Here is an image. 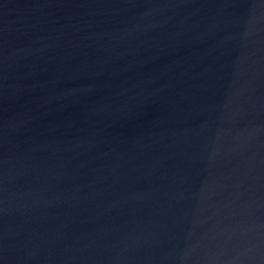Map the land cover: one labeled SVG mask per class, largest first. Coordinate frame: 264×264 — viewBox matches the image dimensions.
Instances as JSON below:
<instances>
[{
    "label": "water",
    "instance_id": "water-1",
    "mask_svg": "<svg viewBox=\"0 0 264 264\" xmlns=\"http://www.w3.org/2000/svg\"><path fill=\"white\" fill-rule=\"evenodd\" d=\"M0 264H264V0H0Z\"/></svg>",
    "mask_w": 264,
    "mask_h": 264
}]
</instances>
